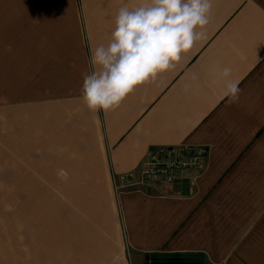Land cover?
<instances>
[{
    "label": "crops",
    "instance_id": "obj_1",
    "mask_svg": "<svg viewBox=\"0 0 264 264\" xmlns=\"http://www.w3.org/2000/svg\"><path fill=\"white\" fill-rule=\"evenodd\" d=\"M140 2L0 0L2 175L103 169L112 235L101 225L97 264H152L155 254L256 264L264 253L256 224L264 204V0H213L205 39L174 69L119 108L91 112L82 99L91 53L110 42L119 8ZM225 66L239 81L235 103L223 96ZM182 146L205 151L201 169L179 172L172 186L131 184L151 151ZM123 176L129 186L116 192L114 178ZM13 223L0 216V264L28 261L24 231ZM33 242L28 263L41 264V242Z\"/></svg>",
    "mask_w": 264,
    "mask_h": 264
},
{
    "label": "clouds",
    "instance_id": "obj_2",
    "mask_svg": "<svg viewBox=\"0 0 264 264\" xmlns=\"http://www.w3.org/2000/svg\"><path fill=\"white\" fill-rule=\"evenodd\" d=\"M213 0H141L119 8L111 40L91 53L92 71L83 75L82 99L91 112L119 108L138 86L174 69L206 37ZM233 69L218 72L223 96L239 100ZM193 81L198 76L193 73ZM187 87V86H186Z\"/></svg>",
    "mask_w": 264,
    "mask_h": 264
},
{
    "label": "rangeland",
    "instance_id": "obj_3",
    "mask_svg": "<svg viewBox=\"0 0 264 264\" xmlns=\"http://www.w3.org/2000/svg\"><path fill=\"white\" fill-rule=\"evenodd\" d=\"M12 176L7 179L0 169V216L7 212L13 225L19 221L24 231L19 244L25 248V264L32 260L35 240L41 242V264H97L102 260L99 256L103 254L98 252L100 232L104 227L112 235L103 169H35L34 173L33 169H24ZM257 213L256 224L264 228V204ZM35 232L40 234L37 239L33 237ZM4 242L13 245L15 238ZM257 256L255 263L264 264V253ZM106 261L111 263L110 258Z\"/></svg>",
    "mask_w": 264,
    "mask_h": 264
},
{
    "label": "built area",
    "instance_id": "obj_4",
    "mask_svg": "<svg viewBox=\"0 0 264 264\" xmlns=\"http://www.w3.org/2000/svg\"><path fill=\"white\" fill-rule=\"evenodd\" d=\"M205 151L182 146L172 149H160L151 151L148 159L140 171L138 181H132L135 185L164 184L172 186L176 175L183 170H198L203 167ZM128 177H121L119 181L114 178V189L119 192L129 186ZM178 194H181L178 192Z\"/></svg>",
    "mask_w": 264,
    "mask_h": 264
},
{
    "label": "trees",
    "instance_id": "obj_5",
    "mask_svg": "<svg viewBox=\"0 0 264 264\" xmlns=\"http://www.w3.org/2000/svg\"><path fill=\"white\" fill-rule=\"evenodd\" d=\"M150 260L156 261V264H164V262L168 260L172 261H179L178 264H203L202 258L199 255L196 254H189V255H175L172 257H161L160 255H152L150 256Z\"/></svg>",
    "mask_w": 264,
    "mask_h": 264
},
{
    "label": "water",
    "instance_id": "obj_6",
    "mask_svg": "<svg viewBox=\"0 0 264 264\" xmlns=\"http://www.w3.org/2000/svg\"><path fill=\"white\" fill-rule=\"evenodd\" d=\"M173 262L174 261H172V260H168V261L165 262V264H174ZM156 263H157L156 261L152 262V264H156Z\"/></svg>",
    "mask_w": 264,
    "mask_h": 264
},
{
    "label": "flooded vegetation",
    "instance_id": "obj_7",
    "mask_svg": "<svg viewBox=\"0 0 264 264\" xmlns=\"http://www.w3.org/2000/svg\"><path fill=\"white\" fill-rule=\"evenodd\" d=\"M173 263H174V264H178V263H180V262L175 260ZM164 264H165V262H164Z\"/></svg>",
    "mask_w": 264,
    "mask_h": 264
}]
</instances>
